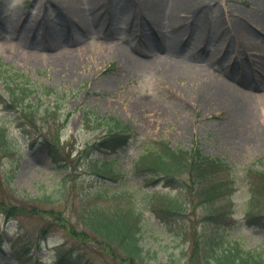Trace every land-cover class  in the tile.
Returning <instances> with one entry per match:
<instances>
[{"label": "rangeland", "instance_id": "374dc122", "mask_svg": "<svg viewBox=\"0 0 264 264\" xmlns=\"http://www.w3.org/2000/svg\"><path fill=\"white\" fill-rule=\"evenodd\" d=\"M183 1L0 0V59L36 91L0 80V264L264 261V0ZM97 115L128 122L127 144L97 149ZM167 146L223 161L148 169ZM98 211L137 214L143 260Z\"/></svg>", "mask_w": 264, "mask_h": 264}, {"label": "trees", "instance_id": "16d2710c", "mask_svg": "<svg viewBox=\"0 0 264 264\" xmlns=\"http://www.w3.org/2000/svg\"><path fill=\"white\" fill-rule=\"evenodd\" d=\"M22 72L17 71L12 65L6 63L4 60L0 59V80H2L5 88L8 89L12 96L19 97L22 93L31 90L32 93L36 91L31 88L30 82H21L20 77ZM54 90V89H53ZM52 90V91H53ZM27 97L24 99L26 103ZM35 104V103H33ZM43 105V106H42ZM45 104H41L43 110H51L52 106L49 105L44 107ZM98 120H101V124L107 128V134L102 136L94 146L99 149H110L116 150L117 148L124 146L130 139V134L132 133L131 126L128 122L123 121L122 119L115 116H101L97 115ZM44 143L47 147L48 154L50 155L52 161L58 166L64 165L67 161L65 154L59 149L56 148L54 144H51L46 138ZM197 150V151H196ZM151 149L148 150L150 153ZM156 157L151 162V166H148L153 172L161 171L165 173H171L174 163H184L189 165L191 168H195L199 162H204L206 166H215L216 164L222 163V159L219 157L207 156L204 155L201 150L195 148L192 150L182 149V148H171L167 146L166 150L158 151L157 148L154 150ZM199 151L201 153H199ZM199 153L195 158V154ZM155 156V155H154ZM192 157V158H191ZM196 159V160H195ZM104 161L103 164L97 165L99 169L106 167L109 170H113V166L108 165ZM112 164V162L110 163ZM177 203L176 201L174 202ZM115 214H110L109 212H95L89 217V222H91L94 227L106 238L115 240L120 243L121 246L129 252L133 258H138L143 260L145 257L143 248L140 246V238L138 235V227L134 218L137 217V214L131 211L128 216H112ZM65 255H60L56 264H62ZM221 254L215 256V263L223 264V261H220ZM227 258H230L229 255ZM227 264H264L262 258H256L252 254H246L245 256L234 255L229 259Z\"/></svg>", "mask_w": 264, "mask_h": 264}, {"label": "bare ground", "instance_id": "6f19581e", "mask_svg": "<svg viewBox=\"0 0 264 264\" xmlns=\"http://www.w3.org/2000/svg\"><path fill=\"white\" fill-rule=\"evenodd\" d=\"M206 4L205 0H184L182 3H177L176 5H174V9L179 10L180 9H189L192 11H195L197 9L202 8V6H204ZM91 6H87L86 10H85V15L86 17H96L99 12H94L92 13V9L90 8ZM87 18V19H88ZM157 21L161 22V20H159V18H155Z\"/></svg>", "mask_w": 264, "mask_h": 264}]
</instances>
